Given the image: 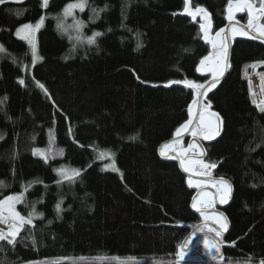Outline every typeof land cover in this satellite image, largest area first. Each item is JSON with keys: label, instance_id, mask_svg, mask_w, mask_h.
<instances>
[{"label": "trees", "instance_id": "trees-1", "mask_svg": "<svg viewBox=\"0 0 264 264\" xmlns=\"http://www.w3.org/2000/svg\"><path fill=\"white\" fill-rule=\"evenodd\" d=\"M69 1L50 0L47 8L41 0L0 4V44L6 49L0 60V199L23 193L16 211L26 217L35 203L42 214L15 246L0 241V264L56 258H66L62 264H182L178 250L195 227V236L206 234L220 246L224 259L216 264L248 257L260 264L264 112L257 105H264L255 101L248 78L258 76L264 92V44L233 40L230 68L205 102L219 115L222 132L204 144V162L215 163L211 176L233 188L221 209L228 230L217 237L191 209L198 189L176 163L158 156L159 146L187 122L193 100L191 90L169 82L204 85L210 79L197 71L210 54L200 21L182 15L185 0H87L77 13L82 33L102 35L93 44L74 42L54 19ZM227 3L190 0L192 9L210 14L213 34L227 24ZM42 16L33 64L15 31ZM35 149L46 150L47 159ZM101 151L112 153L118 172L106 169ZM61 166L80 174L60 180L55 169Z\"/></svg>", "mask_w": 264, "mask_h": 264}, {"label": "snow or ice", "instance_id": "snow-or-ice-1", "mask_svg": "<svg viewBox=\"0 0 264 264\" xmlns=\"http://www.w3.org/2000/svg\"><path fill=\"white\" fill-rule=\"evenodd\" d=\"M49 0H42V7L47 8ZM5 3V0H0V4ZM87 5V0H72V2L65 5L63 9V17H73L74 24L66 26L63 22V20H58L57 28L62 30L63 32L67 33L69 28H74L77 33L81 31V29L84 27V24L82 21H79L75 19L74 12L75 10L83 11L85 6ZM104 9H100V11H103ZM94 15L98 17L99 12L96 9H92ZM227 16L226 19L229 21L230 27L227 29V31H230L232 36L235 37L236 35H242L247 36L250 39H262V42H264V0H228L227 3ZM237 12H246L247 13V24L246 25H239V22L237 21L236 24H233V20L235 19V13ZM19 14V13H18ZM184 14L190 15L195 19L197 15H201V19L203 22L200 24V30L204 34V39L206 43L211 44L213 52L209 54V56L204 57L200 64L203 67H207L209 71L212 72L213 77V83L208 85V88L205 89V86L202 84H197L195 82L190 81H171L172 83H183L185 87L191 88L196 90L197 97L199 96H206L207 90H209L212 87H215V81H217L224 73L225 68L227 67V59H228V46H227V35H225L226 29L221 28L219 31L215 33V39L210 37V31H211V18L210 14L204 9L203 7H196L194 11H192L189 7V0H185V8H184ZM44 23V17L42 16L39 21L36 22L35 25L32 24H24L20 28L17 29L16 35L20 39L26 40L31 48L32 57H33V64H35L36 60L39 59L37 56V50H36V41H35V33L42 27ZM239 25V26H238ZM254 33V34H253ZM102 35L100 32H94L93 35L89 38H87L88 44L95 43V37H98ZM72 39L73 37H69ZM75 39L78 41L80 40V36H75ZM6 52V49H4L3 45H0V53ZM207 62V64H206ZM264 63V62H261ZM248 67H251L252 69H255L257 67L256 64L249 65ZM201 68H198L197 71H200ZM262 85H264V76H261ZM21 84L24 83L23 80L19 81ZM167 86V85H166ZM39 87L43 88V85H39ZM250 87H251V81H250ZM201 89H204L203 91H200ZM0 103H3V101H0ZM193 105L198 104V100H193ZM255 103V101H254ZM261 103H264L262 101ZM259 107V110L264 112V107H260V105H257ZM210 107V105H205V112H202L199 116V124L193 125V120L190 118L185 124L181 125L180 128L176 131V136H180L184 131L188 130L191 126L192 128V135L198 136L203 135L204 138L210 139L214 138L215 135L219 132V127L217 126L215 129L212 127V117H215L217 120H219V117L216 113H208L206 110ZM192 114V108L189 107V115L191 117ZM198 146L193 144L189 145V148H197ZM165 149H173V144H165L163 148L161 149V155H165ZM62 151V150H61ZM40 154L45 159L47 157L45 156V153L40 149H35L34 154ZM201 154H203L201 152ZM186 153L183 151H179L177 153L176 157H170L173 159H179L180 165L182 169L185 172H189L192 175H211L210 171H201V170H210L215 169L217 165L215 163H204L203 160L200 159H185ZM112 159V153L109 151H101L98 154V159ZM198 166V167H197ZM113 170L118 171V169L115 168V162L113 160V163L111 165ZM57 174L61 176L62 179H69L71 180L73 177L78 176L80 174V171L78 169H73L71 172H69L66 169H58ZM59 183V181H58ZM190 187H204L203 184H201L199 181L193 182L192 179H189L188 181ZM214 185L223 186L226 190H230V184L227 180L220 178L219 180H216L213 182ZM31 185L25 187L24 191L28 190V187ZM5 187L4 182L0 181V188ZM202 197H207V193H202ZM24 196L23 193L20 194H13L8 195L4 197L3 199H0V224H3L6 226L5 229L0 228V241H6L8 245L15 246V243L17 241V237L20 235L21 231L24 230L26 225L34 226L32 225V220L34 217L40 216L42 214H39L35 210V203H33L32 211L28 213V215L22 216L18 211H16V204L23 203ZM212 201L209 200L208 204H211ZM198 201L197 198H193L192 207L197 211L201 212V208L197 206ZM57 212L60 211V204L56 205ZM201 215L203 219L207 222L209 219L216 220V217H209L205 215L203 212H201ZM209 232L214 231L212 228L208 229ZM215 235L219 237L221 233L219 231L215 232ZM191 240V237H189L188 240L184 241V244L180 247L178 250L177 256L178 259L182 260L185 255H187V246L189 245ZM33 244H35V240H33ZM205 248L210 252L214 253V257L219 258L220 260H223V255L221 254L220 246L217 243H210L209 241H204ZM4 249L0 247V251H3ZM66 258H56L50 262H46V264H62V261ZM83 259V258H80ZM118 259V258H117ZM129 259H135V258H129ZM228 264H232V261L229 260ZM236 264H252V258L248 257L247 259L243 261H237ZM260 264H264V259L260 261Z\"/></svg>", "mask_w": 264, "mask_h": 264}, {"label": "rangeland", "instance_id": "rangeland-1", "mask_svg": "<svg viewBox=\"0 0 264 264\" xmlns=\"http://www.w3.org/2000/svg\"><path fill=\"white\" fill-rule=\"evenodd\" d=\"M22 1H24V0H5V2H22ZM42 1V0H41ZM50 1V0H49ZM70 2H72V1H69V2H67V4L68 3H70ZM65 7V6H64ZM64 7H63V9H64ZM86 7V6H85ZM63 9H62V11L58 14V15H55V17H54V19H55V21H56V24L58 23V20H63V22H64V24L66 25V26H68V25H73L74 24V20H73V17H67V18H64L63 17V15H62V13H63ZM195 10V9H194ZM79 12H81V11H79L78 9L77 10H75V12H74V16H75V19H77V20H79V21H81L78 17H77V13H79ZM239 13H245V19L244 20H242L241 19V17L240 16H238V14ZM228 21V20H227ZM239 22V25H246L247 24V13L246 12H237V13H235V19L233 20V24H236V22ZM229 22V21H228ZM28 24H32V25H35L36 23H28ZM238 25V26H239ZM21 27V26H20ZM19 27V28H20ZM84 28V27H83ZM83 28L81 29V31L79 32V33H77L76 31H75V29L74 28H69L68 29V32L66 33L69 37L71 36V37H73L72 38V40L74 41V42H78V41H83V42H85L86 40H87V38L86 37H84V35H83V33H82V31H83ZM18 29V28H17ZM41 29V28H40ZM39 29V30H40ZM38 30V31H39ZM60 30V29H59ZM17 31V30H16ZM16 31H15V36L17 37V35H16ZM38 31L35 33V41H36V50L38 51V49H37V33H38ZM60 31H62V30H60ZM63 32V31H62ZM77 35H79L80 36V40H76L75 39V36H77ZM229 35H230V37H231V39L232 38H234L233 36H232V34H231V32L229 31ZM236 36H240V35H236ZM211 38H213V35L211 34V36H210ZM17 38H19V37H17ZM20 39V38H19ZM214 39V38H213ZM21 40H23V39H21ZM24 42H26V44L29 46V44H28V42L26 41V40H23ZM1 45V44H0ZM29 48H30V46H29ZM30 50H31V48H30ZM5 53L6 52H4V53H0V60L2 59V57L3 56H5ZM31 54H32V52H31ZM206 64H207V62H206ZM198 68H201V70H200V72L203 74H207V75H209L208 77H210V79L211 78H213L212 77V72L211 71H209L208 70V68L207 67H203V66H201V64H199V66H198ZM252 77H255V76H250L249 78H248V80L250 79V81H251V79H252ZM255 78H257L258 79V81H259V86H260V91H261V95H262V98H263V100L262 101H264V92L262 91V86H261V83H260V80H259V78H258V76H256ZM209 79V80H210ZM252 83V82H251ZM253 88H254V97H255V101L258 103V104H261V105H264V103H261V102H259V100H258V98H257V96H256V94H255V87L253 86ZM205 105H208V104H206L205 102H203L202 103V105H201V113L202 112H205V108H204V106ZM208 113H214L213 111H211V109H210V107H208L207 108V110H206ZM200 113V114H201ZM212 119V127H213V129H215L217 126H218V120L215 118V117H212L211 118ZM197 124H199V118H198V121H197ZM196 124V125H197ZM219 127V126H218ZM216 136V135H215ZM214 136V137H215ZM191 138H201V139H206V138H204V136L203 135H198V136H193L192 135V132H191ZM210 139H212V138H210ZM206 140H209V139H206ZM186 143L185 142H181V143H178L177 145H175L174 146V150L173 149H165V153H168V152H171V151H177V152H179L180 150H182V149H184L185 147H186V145H185ZM195 144V143H194ZM196 145V144H195ZM51 150V149H50ZM44 153H45V156H47L48 155V153L46 152V150H42ZM184 152V151H183ZM189 155H191V156H194L195 157V159H199V156H200V150H199V148L197 147V148H192L191 150H190V152H189ZM189 155H185V157H189ZM43 157V156H42ZM186 159V158H185ZM190 159V158H189ZM193 160H195L194 158H192ZM104 161H105V167H106V169L108 170L109 168L110 169H112V167H111V165H112V160H110V159H103ZM205 163V162H204ZM198 167V166H197ZM61 168H63V169H66V170H68L69 172H71V170H73V169H75V168H70V167H68V166H61L60 168H57V169H55L56 170V173H57V170L58 169H61ZM117 169V168H116ZM109 171H112V170H109ZM201 171H210V170H201ZM114 172H118V171H114ZM58 175V174H57ZM200 176V178H209V177H211V176H209V175H199ZM58 177H59V179L60 180H62V178H61V176L60 175H58ZM196 181H199L201 184H203L204 185V187H196L197 189H198V191H200V193L196 196V198H197V201H198V204H197V206L198 207H200L201 208V211L205 214V215H207V216H209L210 218L211 217H216L217 219L216 220H213V219H209L207 222L203 219V217H202V221L204 222V223H206L207 225H209V224H211V226H213V228H214V233L216 232V231H219V232H223V231H225L226 230V228H227V223H226V221H225V219H224V217H223V215L221 214V213H219V212H214V211H217V210H215L216 209V207H218V206H220V205H223V204H225L226 202H227V200H228V197H229V190H226L223 186H219V185H214L213 184V182L214 181H209L208 179H206V180H204V179H193V182L195 183ZM207 193L208 195H207V197H202V193ZM209 200H211L212 201V203L211 204H208V201ZM217 205V206H216ZM202 216V215H201ZM206 225V226H207ZM2 229H5V231L7 230L6 229V226L5 225H2V227H1ZM210 227H207V230L209 229ZM210 236H211V234H209ZM205 240H207V241H209L210 243H214V241L212 240V239H210V238H205V237H197V238H195L194 240H192V241H190V243L192 242H194V246L196 247H199V246H202V247H199V248H197V249H192V252L191 253H196V252H198V253H200L202 256H204L207 260H208V262H207V264H214V262H212L213 260H215L216 259V257H214V253H210L206 248H205V244H204V241ZM190 243H189V245H190ZM188 247V246H187ZM189 254V253H188ZM187 254V255H188ZM187 255H185V256H187ZM184 256V257H185ZM180 263H182V264H204L199 258H194V259H190V260H188V262L187 263H183V259L182 260H180ZM218 263V262H217ZM215 264H216V262H215Z\"/></svg>", "mask_w": 264, "mask_h": 264}, {"label": "water", "instance_id": "water-1", "mask_svg": "<svg viewBox=\"0 0 264 264\" xmlns=\"http://www.w3.org/2000/svg\"><path fill=\"white\" fill-rule=\"evenodd\" d=\"M189 7H190V9L192 10V11H194V9H192L191 8V5H190V0H189ZM182 15L183 16H186V17H188V18H190V19H192L193 21H197V20H199L200 21V23H202L203 22V20L201 19V15H197L196 17H195V19H193V17L192 16H190V15H187V14H184V11H183V13H182ZM230 27V25H229V22L227 21V24L223 27V28H225L226 29V32H225V35H227V37H228V39H227V46H228V59H227V67L225 68V70H224V73H223V75L217 80V81H215L214 83H215V87H212V88H210L209 90H207V95L206 96H199V97H197V95H196V90H194V89H191V88H188V87H185L184 86V84L183 83H179V84H176V85H179V86H182V87H184V88H186V89H188V90H191L192 92H193V100L194 99H197L198 100V104L197 105H193V100H192V102L190 103V105H189V107H191L192 108V114H191V117H190V115H189V108H188V116H189V118H188V120L191 118L192 120H193V125H196L197 124V121H198V118H199V116H200V113H201V105H202V103L203 102H206V99H207V97L212 93V92H214L217 88H218V86L220 85V83L223 81V79L225 78V76H226V74H227V72H228V70H229V68H230V53H231V46H232V41L233 40H236V39H245V40H251V41H257V42H260V43H262V44H264V42H262V39H250V38H248L247 36H242V35H240V36H235L234 38H232L231 39V37H230V35H229V31H227V29ZM211 34L213 35V38L215 39V33L213 34L212 33V27H211V31H210V36H211ZM254 34V33H253ZM201 35H202V40L204 41V43H206L205 42V39H204V34L201 32ZM207 45H209V47H210V53H212L213 52V49H212V46H211V44H209V43H206ZM209 56V55H208ZM199 73H201L200 71H198ZM202 74V73H201ZM211 83H213V78H211L209 81H207L205 84H204V86H205V89H207L208 88V85L209 84H211ZM204 89H201L200 91H203ZM211 109V108H210ZM211 111H213L212 109H211ZM214 112V111H213ZM215 113V112H214ZM217 114V113H216ZM217 116L219 117V115L217 114ZM187 120V121H188ZM186 123V122H185ZM184 123V124H185ZM218 126H219V132H218V134L214 137V138H212V139H209V140H206V139H201V138H191V132H192V128H191V126H190V128L188 129V130H186V131H184L180 136H176V134L174 135V137L172 138V139H170V140H168L167 142H165V143H163V144H161L160 146H159V148H158V156H159V158L162 160V161H164V162H174V163H176L177 164V166H178V168H179V170L181 171V173L187 178V182L189 181V179H204V180H206V179H208L209 181H216V180H219L220 178H215V177H213V176H211V177H209V178H200V176L199 175H192L191 173H189V172H185L183 169H182V167H181V165H180V160L179 159H173V158H170V157H176L177 156V151H173V152H168V153H165V155H161V149L163 148V146L165 145V144H173L174 146L175 145H177L178 143H181V142H184V141H186V147L184 148V149H182V150H180V151H184L187 155H189V152H190V150L192 149V148H189V145H193L194 143L198 146V148H199V150H200V156H199V159L200 160H205V157H206V152H205V149H204V144H210V143H212V142H214L215 140H217V138L220 136V134H221V132H222V121H221V119H220V117H219V120H218ZM169 150V149H168ZM201 152L203 153V154H201ZM184 158H186V159H192V158H194L195 159V157L194 156H191V155H189V157L187 156V157H184ZM213 170L214 169H211L210 170V172L212 173L213 172ZM229 183V182H228ZM189 184V183H188ZM230 184V183H229ZM230 190H229V197H228V200H227V202L225 203V204H223V205H220V206H218L217 207V211H214V212H219V213H221L222 215H223V217H224V219H225V221H226V223H227V218H226V216H224V213H222L221 212V209H223V208H226L228 205H229V203L231 202V198H232V194H233V188H232V185L230 184ZM200 193V191H198L197 190V192L195 193V198H196V196L198 195ZM193 197V198H194ZM192 202H193V199H192ZM192 202H191V209H192V211L194 212V213H197V214H199V215H201V212H197L193 207H192ZM217 206V205H216ZM197 228L198 227H195V228H193V229H191V232H190V234L188 235V237L186 238V240H188L189 239V237H191V240L190 241H192V240H194L195 238H197V237H201V236H195L194 235V233H195V231L197 230ZM227 230H228V224H227V228H226V230L225 231H223V232H220L221 233V235H225L226 234V232H227ZM205 238H206V236H205ZM216 243V242H215ZM195 248H197V246L195 247L194 246V242L192 243H190V245L187 247V252H190L192 249H195ZM194 258H199L202 262H204V263H206V262H208V260L204 257V256H202L200 253H192V254H188L187 256H185L184 258H183V263H187L188 262V260H190V259H194ZM218 259V258H217ZM217 259H215V260H217ZM215 260H213L212 262H214Z\"/></svg>", "mask_w": 264, "mask_h": 264}, {"label": "bare ground", "instance_id": "bare-ground-1", "mask_svg": "<svg viewBox=\"0 0 264 264\" xmlns=\"http://www.w3.org/2000/svg\"><path fill=\"white\" fill-rule=\"evenodd\" d=\"M251 82H252V85L255 87V94L259 100V102H262L263 98H262V95H261V91H260V86H259V81L257 78L255 77H252L251 79ZM3 224H0V228L2 227Z\"/></svg>", "mask_w": 264, "mask_h": 264}, {"label": "flooded vegetation", "instance_id": "flooded-vegetation-1", "mask_svg": "<svg viewBox=\"0 0 264 264\" xmlns=\"http://www.w3.org/2000/svg\"><path fill=\"white\" fill-rule=\"evenodd\" d=\"M215 210H218V209H217V207H216V209H215ZM204 235L206 236V234H204ZM200 236L202 237V234H201ZM205 236H203V237H205Z\"/></svg>", "mask_w": 264, "mask_h": 264}, {"label": "crops", "instance_id": "crops-1", "mask_svg": "<svg viewBox=\"0 0 264 264\" xmlns=\"http://www.w3.org/2000/svg\"><path fill=\"white\" fill-rule=\"evenodd\" d=\"M261 93V92H260Z\"/></svg>", "mask_w": 264, "mask_h": 264}]
</instances>
